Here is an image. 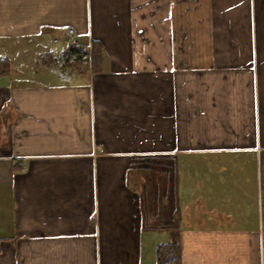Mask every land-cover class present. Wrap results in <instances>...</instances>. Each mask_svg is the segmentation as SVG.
Here are the masks:
<instances>
[{
    "label": "crops",
    "instance_id": "crops-1",
    "mask_svg": "<svg viewBox=\"0 0 264 264\" xmlns=\"http://www.w3.org/2000/svg\"><path fill=\"white\" fill-rule=\"evenodd\" d=\"M0 58V264H264V0H0Z\"/></svg>",
    "mask_w": 264,
    "mask_h": 264
},
{
    "label": "rangeland",
    "instance_id": "rangeland-1",
    "mask_svg": "<svg viewBox=\"0 0 264 264\" xmlns=\"http://www.w3.org/2000/svg\"><path fill=\"white\" fill-rule=\"evenodd\" d=\"M74 39H76V33H75ZM79 47L81 48V45ZM79 47L75 46L68 51V52L73 54V55L71 54L72 56L67 55L66 52H65L66 54L64 56H61L60 54L63 52V50H62L55 57L46 61L45 63L47 64V70L51 74H49L47 71H46V73L52 77L56 75L61 80L64 79V77L67 78V76H70L69 81L76 78L77 74H79L78 71H80V73H89L90 69L92 67V63H93V56H91V59L89 61L84 62L83 60H85V59L82 58L83 52L78 50ZM91 54H93V48L92 47H91ZM71 58H78V60L75 59L73 61H69V59H71ZM58 59H60L61 61H64V64L61 68L62 69L61 76L51 71V68L55 66ZM7 61H8V69H9L8 74H9L11 64L9 63V60H7ZM90 61H91V66H90V64H88ZM28 72H29V70H28ZM23 75H26V74H23ZM27 76L29 77L30 75H27ZM66 81H68V80H66ZM130 176H131V172H129V174H128V177H130ZM137 192H138V195H144L143 196L144 199H142V201L140 203L141 204V206H140L141 211L145 214L148 213V215L150 217L149 222L151 223V225L152 224L158 225V220L160 221V217H158V211L154 210L155 206L157 205L156 202L158 201V197H157L158 195L151 193V190L149 187L147 188V190L145 192L140 191V190H138ZM139 200H140V197H139ZM153 200H155V203L152 206L150 203H152ZM161 220H163V219L161 218ZM139 236H140V234H139ZM144 236H146V234H144ZM165 238H167V235L164 234L163 232H162V234L151 233L149 235V237L147 236V239H149V242L147 241L149 246H147V249L145 248V250L142 251V258L144 257L143 258V264H154L155 245L161 241H164Z\"/></svg>",
    "mask_w": 264,
    "mask_h": 264
},
{
    "label": "trees",
    "instance_id": "trees-1",
    "mask_svg": "<svg viewBox=\"0 0 264 264\" xmlns=\"http://www.w3.org/2000/svg\"><path fill=\"white\" fill-rule=\"evenodd\" d=\"M93 48V68L101 58V48L97 44H92ZM8 61L0 58V76L8 74ZM154 264H181V248L178 242L177 231H172L170 238L155 245Z\"/></svg>",
    "mask_w": 264,
    "mask_h": 264
},
{
    "label": "built area",
    "instance_id": "built-area-1",
    "mask_svg": "<svg viewBox=\"0 0 264 264\" xmlns=\"http://www.w3.org/2000/svg\"><path fill=\"white\" fill-rule=\"evenodd\" d=\"M74 36H75V31L74 29L72 28H68L64 37L62 38V42H63V45H64V48H63V52L60 54L61 56H64L66 53L67 55L69 56H72L73 54L68 52L71 48L77 46L79 47L80 45L76 42V40L74 39ZM57 39H55L56 41ZM85 48V49H84ZM80 51L83 52L82 54V58H84L85 60H83L84 62L86 61H89L91 59V47L90 46H81V48L79 47ZM66 52V53H65ZM72 54V55H71ZM63 58V57H62ZM78 58H71L69 59V61H73ZM64 64V61H61L60 59H58V61L56 62L55 66L51 68V71L60 75L61 76V72H62V66ZM90 64L91 66V61L88 63ZM67 76V75H66ZM63 81H66V80H70V76H67V78L64 77V79H62Z\"/></svg>",
    "mask_w": 264,
    "mask_h": 264
}]
</instances>
